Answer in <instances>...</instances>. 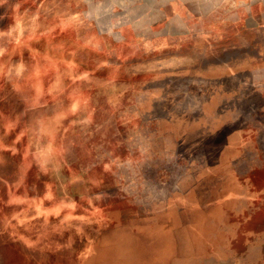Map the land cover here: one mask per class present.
Masks as SVG:
<instances>
[{
  "label": "rangeland",
  "instance_id": "1",
  "mask_svg": "<svg viewBox=\"0 0 264 264\" xmlns=\"http://www.w3.org/2000/svg\"><path fill=\"white\" fill-rule=\"evenodd\" d=\"M175 245L264 264V0H0V264Z\"/></svg>",
  "mask_w": 264,
  "mask_h": 264
},
{
  "label": "crops",
  "instance_id": "2",
  "mask_svg": "<svg viewBox=\"0 0 264 264\" xmlns=\"http://www.w3.org/2000/svg\"><path fill=\"white\" fill-rule=\"evenodd\" d=\"M166 118H168V117H166ZM176 230H174V231H176V232H178L179 231V229L178 228H175ZM211 232H212V230H211ZM176 235V236H175ZM174 236L175 237H177L178 238V236H177V234H174ZM192 236V235H191ZM193 237V236H192ZM187 239V238H186ZM212 233H210V229L209 228H205V227H203V226H201L199 229H198V235H197V242H196V244H195V242L193 241V243L192 244H188V245H192V246H194L193 248V253L194 254H192V257H195V250L197 251V252H202V253H204L205 252V248L207 249L210 245H211V243H212ZM174 240V239H173ZM186 244V245H187ZM180 245H185L184 244V242H180L179 243V246L178 247H180ZM177 246L175 245V250L171 253V255H170V259H169V264H175V260H176V256H178V255H180L179 254V248H177ZM174 249V248H173ZM172 250V249H171ZM182 250H183V247H182ZM209 251V250H208ZM208 251H206L205 253H207ZM182 252V251H181ZM180 252V253H181ZM193 260H195V259H193Z\"/></svg>",
  "mask_w": 264,
  "mask_h": 264
}]
</instances>
